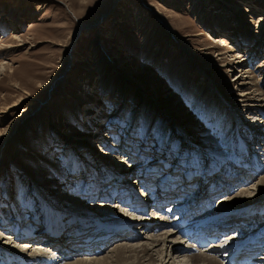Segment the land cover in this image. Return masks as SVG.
<instances>
[{
  "label": "rangeland",
  "instance_id": "obj_1",
  "mask_svg": "<svg viewBox=\"0 0 264 264\" xmlns=\"http://www.w3.org/2000/svg\"><path fill=\"white\" fill-rule=\"evenodd\" d=\"M261 15L264 0H0V47L13 44L15 37L27 40L23 46L0 48V61L19 75L13 80L24 82L19 89L10 88L8 72L0 74V107L24 97L0 117V222L17 221L7 234L22 225L34 227L42 204L66 213L85 206L74 200V193L62 198L64 188L53 191L51 183L62 177L71 183L74 165L80 172L77 180L83 176L81 164L89 155L97 157L96 126H106L109 139L116 136L120 156L129 157L130 164L165 157L169 162L159 164L160 172L172 171L170 175L183 177L182 169L192 168L189 160L200 148L211 156L204 155L206 163L216 155H233L234 160L248 152L253 165V150L239 147L250 136L249 124L264 130L259 122L264 113L246 111L245 101L237 100L244 88L253 91L250 97L264 98ZM219 36L225 45L214 42ZM238 55L242 65L236 63ZM52 79L56 84L48 87ZM230 105L238 114L227 127ZM179 127L192 147L181 144ZM116 153L105 156L111 159ZM183 158L180 169L171 170ZM104 159L119 170L117 163ZM137 170L128 166L125 172L130 179ZM254 171L252 182L264 174ZM224 194L215 193L212 201L217 205ZM81 218L115 222L113 216L91 210ZM115 240L104 244L101 253Z\"/></svg>",
  "mask_w": 264,
  "mask_h": 264
},
{
  "label": "bare ground",
  "instance_id": "obj_2",
  "mask_svg": "<svg viewBox=\"0 0 264 264\" xmlns=\"http://www.w3.org/2000/svg\"><path fill=\"white\" fill-rule=\"evenodd\" d=\"M260 17L259 21L264 20V15ZM14 39L13 44H3L0 48L5 50L27 43V40L21 37ZM214 42L222 46L227 43L224 36H219V39ZM237 58L239 60L236 63L240 65L245 63L242 55H238ZM6 63L0 61V74L6 75L5 72H8L11 78L9 87L19 89L24 82L13 80L19 79V75H16L17 72ZM241 75H236V79H239ZM54 84L56 80L52 79L48 87ZM37 87L41 86L37 85ZM252 92L244 88L237 101L240 103L245 101L243 107L246 111L254 114L260 111L263 114L264 98L250 97L249 94ZM23 99L24 97L19 96L15 101L1 105L0 117L15 110ZM230 107V115L226 118L227 120L224 119L227 127L230 126L231 121L237 120L238 114L235 107L231 105ZM248 118L256 123L254 117L248 116ZM248 126L250 128L247 134L250 133L251 137L249 136L243 142L240 141L239 148L249 152L253 150V165H250L251 162L248 163L247 151V154L239 153L234 160L233 155L226 156V159L222 155H216L206 163L203 159L208 158L206 156L209 154H206V149L200 148L194 153V159L189 160L193 162L192 168L188 170L189 167L185 165L183 169L181 168L183 173L185 171L183 177L182 175L179 177L178 173L170 175L172 171L160 172L162 167L159 164L164 160L169 162L165 157L147 165L140 162L130 164L132 160L127 161L129 157L120 156L122 152L116 145L118 142L116 136L113 135L109 139L110 131L105 129L107 127L96 126L98 131H95L97 133L94 136L99 144H95L99 147L95 150L97 157L89 155L87 157L89 162L84 161V164H81L84 168L83 176L77 180L80 172L74 165L71 183L63 177L55 179L57 180L55 184L51 183L53 191L64 188L62 198H66L68 192L75 195L79 192L77 196L73 195V198L85 206H81L80 212L75 213H66L57 208L60 213L53 214V223L57 224L55 234L46 231L45 227L38 223L37 217L31 229L22 225L13 228V233L7 234L6 231L12 222L15 225L17 221L11 219L9 224L2 220L0 234L5 232L6 235H0V264H58L60 262L61 264H237L241 258L243 261L250 260L252 264H264V174L252 182L254 170L264 171V130L260 125L257 131L253 129L254 124ZM102 131L105 132L101 133ZM179 131L182 137L180 140L183 141L181 144L192 147L193 142L190 136L187 137L180 127ZM2 134L3 132L0 131V137ZM116 151L118 153L111 159L105 156ZM171 153L168 151V154L171 155ZM195 156L199 158V161L195 159ZM168 157L170 158L169 155ZM104 158L110 159L115 165L117 163L119 170L107 166V160ZM184 158L176 166L173 163L171 166L175 167L171 170L180 169L178 165L185 162ZM96 159L99 163H96ZM206 164H208L207 167H205ZM128 166L138 167L130 179L129 174L125 172ZM226 171H229L230 175L225 173ZM156 173H159L157 177H155ZM158 177L159 182L154 184L153 180ZM79 182H82L81 188L78 186ZM83 183H85L84 188ZM130 183H134L138 190L134 186L130 187ZM239 185L237 190L230 193L231 189ZM221 192L226 194L219 198L216 205L212 199L216 197L215 193ZM180 193L183 194L176 200ZM208 196L212 197L207 198ZM169 200L172 202L170 203ZM64 202L66 200H61L59 203ZM110 202L115 206L110 205ZM42 205L43 213L54 210L53 206ZM130 205L133 209H129ZM140 207L145 212L137 211ZM149 207H151L150 212H148ZM89 210L92 214H101L103 217L113 216L115 222H106L100 218L85 222L81 217ZM225 210L228 213L222 214ZM18 224H21V221ZM61 224H64V231ZM93 228L96 229L93 230ZM96 232L99 233L96 234ZM115 238L117 240L111 243L108 246L109 249L102 254V246ZM20 239L28 240L20 243ZM206 241H208L207 246L202 247ZM75 252L78 253L73 255ZM234 254L235 257H232Z\"/></svg>",
  "mask_w": 264,
  "mask_h": 264
}]
</instances>
